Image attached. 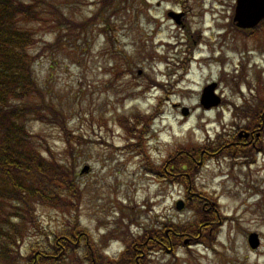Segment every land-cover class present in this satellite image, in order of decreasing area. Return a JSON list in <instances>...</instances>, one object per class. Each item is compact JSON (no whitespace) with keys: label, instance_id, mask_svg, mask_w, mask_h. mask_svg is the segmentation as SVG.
Segmentation results:
<instances>
[{"label":"rangeland","instance_id":"1","mask_svg":"<svg viewBox=\"0 0 264 264\" xmlns=\"http://www.w3.org/2000/svg\"><path fill=\"white\" fill-rule=\"evenodd\" d=\"M52 1L76 23L115 2L88 30L69 34L52 50L41 52L58 33L35 25L41 40L33 49L36 77L65 129L33 121L29 130L73 166L81 192L77 216L90 236L77 240L74 254L60 245L50 249L57 229L76 214L39 206L45 232L32 231L21 258L114 264L96 256L91 240L120 264L131 262V246L139 264H264V153L247 157L217 138L234 136L237 124L247 123L236 106L264 100V26L248 35L236 30L234 0ZM170 10L185 13V28ZM213 81L228 104L204 112L201 93ZM177 104L194 112L184 116ZM137 113L152 119L131 131L121 127L122 118ZM181 199L186 206L178 210ZM192 220V232L178 231L163 243L143 238L146 230ZM251 233L259 235L258 248L248 242Z\"/></svg>","mask_w":264,"mask_h":264},{"label":"trees","instance_id":"2","mask_svg":"<svg viewBox=\"0 0 264 264\" xmlns=\"http://www.w3.org/2000/svg\"><path fill=\"white\" fill-rule=\"evenodd\" d=\"M106 5L110 8L115 2L100 7L97 17L76 23L52 0H0V264L45 263L41 257L31 261V258L20 256L21 248L27 244L32 231L45 232L37 214L39 206L53 205L65 213L76 214L66 222L64 229L62 226L57 229L58 234L53 235L55 240L51 241L50 249L60 245L64 251L72 250L74 254L79 246L74 245L77 240L85 234L90 236L77 216L81 192L73 166L58 160L47 140L29 130V123L33 121L52 123L65 129V119L59 117L47 102L46 92L36 77L34 65L37 55L33 49L41 46L36 24L58 33L55 43H44L41 48V52L52 50L69 34L88 30L104 13ZM119 76L120 73L116 74V78ZM260 90L264 91V86H260ZM258 101L264 102L261 98ZM237 110L241 117L246 118V127L249 128L260 124L264 111L252 105ZM151 119L137 113L132 118H122L120 125L131 131ZM134 136L141 139L139 135ZM229 141L224 140L222 144ZM148 165L160 172L150 162ZM168 229L171 230L167 235ZM194 229L192 220L174 226L171 224L166 229L146 230L143 238L154 237L163 243L170 237L174 238L173 234L178 231L192 232ZM158 234L162 237L159 238ZM90 244L96 256L103 257L94 242L90 240ZM43 248V251L48 249L45 245ZM133 249V246L129 247L132 259L125 264H139ZM109 261L114 264L121 262L120 259Z\"/></svg>","mask_w":264,"mask_h":264},{"label":"water","instance_id":"3","mask_svg":"<svg viewBox=\"0 0 264 264\" xmlns=\"http://www.w3.org/2000/svg\"><path fill=\"white\" fill-rule=\"evenodd\" d=\"M176 17V16H174ZM264 19V0H237L236 13L234 21L240 28H253L258 25ZM217 83L208 85L202 95V104L205 108L210 109L213 106H217L221 102V98L215 93ZM188 108L183 109V113L187 114ZM88 170L87 167L83 169V172ZM184 207V203L179 201L177 208L181 210ZM249 242L253 248L258 247L259 237L256 233H252L249 237Z\"/></svg>","mask_w":264,"mask_h":264},{"label":"flooded vegetation","instance_id":"4","mask_svg":"<svg viewBox=\"0 0 264 264\" xmlns=\"http://www.w3.org/2000/svg\"><path fill=\"white\" fill-rule=\"evenodd\" d=\"M222 2H223V0H222ZM235 2H236V0H234V2L232 1V3H231V6L234 8V10H235ZM216 3H218V2H216ZM216 3H214V4H216ZM176 13H179L180 16L179 17H177V16L173 17L172 19L175 20V23L178 26H180L181 28H185V24H184V20H185L184 15H185V13L184 12H176ZM211 13L212 14L216 13L215 6H212ZM232 13H233V11L231 12V16H230V18H232L231 24L235 26L236 30L241 32V30L239 28H237L236 24L233 21ZM167 15L169 16V13H167ZM261 25H264V23H260L259 24V26H261ZM257 28L258 27L250 30L249 32H251V31L252 32H256ZM259 126L260 127H256L254 129H241V130H244V131H247V132L251 133L249 138H243V137L240 138L239 137V131H241V130H239L237 132V140H233V141H230V142L226 143V146L234 147V152L235 153L236 152L246 153L245 151L248 148H253L254 152H256V150H257L259 153H264V145L262 144V141L264 139V112L262 113V121H261ZM189 198H190V200L193 199L192 196H189Z\"/></svg>","mask_w":264,"mask_h":264}]
</instances>
